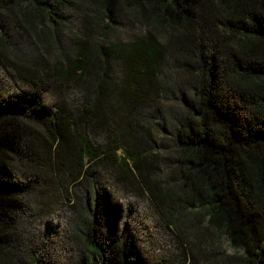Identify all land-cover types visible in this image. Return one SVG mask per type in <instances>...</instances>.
<instances>
[{"label": "trees", "instance_id": "1", "mask_svg": "<svg viewBox=\"0 0 264 264\" xmlns=\"http://www.w3.org/2000/svg\"><path fill=\"white\" fill-rule=\"evenodd\" d=\"M0 68V264H264V0H0ZM106 185L174 254L100 211ZM33 201L70 251H36Z\"/></svg>", "mask_w": 264, "mask_h": 264}, {"label": "rangeland", "instance_id": "2", "mask_svg": "<svg viewBox=\"0 0 264 264\" xmlns=\"http://www.w3.org/2000/svg\"><path fill=\"white\" fill-rule=\"evenodd\" d=\"M79 13H75V15L69 20V26L72 30H77L78 27L81 26V20L79 17ZM139 27H135V25L130 26L127 21H123V23L120 24V27L115 30L116 35H118L121 38H124V40L131 39L132 34H137L140 32ZM97 34L100 33V29L96 27ZM62 42H64V39H62ZM26 50L27 52H30L28 48L22 49V52L24 53ZM20 54V53H18ZM16 54V56L18 55ZM174 59L171 60V58H168V64L162 68V73L166 77L165 79L168 81V83H172L175 79L179 82L182 81V78H189L190 75L183 71V70H175V68L180 67L182 63L179 65H172L174 63ZM184 62H187L186 60ZM193 63H190L192 65ZM0 79L4 81L5 84L11 87H17V91L19 88H22L20 85L17 84L14 77H12L9 72H7L4 69L0 68ZM172 85V84H171ZM21 96H29L27 94L19 92ZM187 94L189 92L187 91ZM175 94L171 100H168V102L165 104V106L168 108L169 111H177L180 108V105L176 99ZM190 95V94H189ZM30 97V96H29ZM153 136L159 141L160 138H164L160 133L157 131L153 133ZM168 136V135H166ZM159 144V143H158ZM95 195V194H94ZM96 197L93 198L92 205L96 208L97 201ZM98 200L99 202H103L100 205V211L104 214L103 211L104 204H108L113 211L112 214H114V218L117 219V221L121 220V228L123 230H128L131 234L138 233L140 235V238L143 239L144 247H150L146 248L145 250L152 248L155 245H158L157 249L165 248V253L170 251V253L174 254V251L170 250L168 247H160L159 244H165L167 242V239L170 237V235L164 234L163 230L161 228H156L150 219H148L147 215V204L143 201H139L134 197H127V198H121L116 196L114 192H112L110 186L106 185L102 188H98ZM105 205V206H106ZM39 206L36 202H31L28 205L27 211H23L24 216L26 217L28 223L31 221L33 222L32 225L29 223L27 224L29 228L31 229L32 236L34 237V240L36 243H39L40 247L36 248V251L39 252L41 249H44V254L48 255H62L68 250L70 251V244L65 242L63 239V233L64 230V215L63 212H58L55 214H47L44 216H37ZM154 226V227H153ZM171 232H174V235H179L176 229L173 227L170 228ZM188 233V230L186 231L185 235ZM219 243V251L224 254L225 256H232L234 254H240L237 250L231 248L225 238H220ZM226 264H229L226 262Z\"/></svg>", "mask_w": 264, "mask_h": 264}]
</instances>
